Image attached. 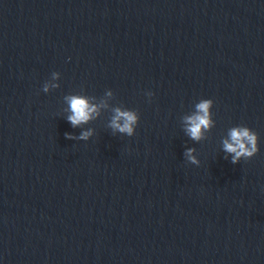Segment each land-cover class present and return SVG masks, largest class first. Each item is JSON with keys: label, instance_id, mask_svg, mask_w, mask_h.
<instances>
[{"label": "water", "instance_id": "obj_1", "mask_svg": "<svg viewBox=\"0 0 264 264\" xmlns=\"http://www.w3.org/2000/svg\"><path fill=\"white\" fill-rule=\"evenodd\" d=\"M73 94L107 107L73 128ZM240 125L259 152L232 164ZM0 264H264V0H0Z\"/></svg>", "mask_w": 264, "mask_h": 264}, {"label": "clouds", "instance_id": "obj_2", "mask_svg": "<svg viewBox=\"0 0 264 264\" xmlns=\"http://www.w3.org/2000/svg\"><path fill=\"white\" fill-rule=\"evenodd\" d=\"M59 79L60 73L53 72L51 79L43 84V92L48 93L50 90L60 87L56 82ZM106 95L111 97L113 92L108 90ZM145 95L151 99L154 93L148 91ZM91 99L93 98L75 94L64 96V101L68 105L67 110L70 113L67 120L73 128L88 124L100 115L101 107H107V104L103 102L100 105L90 103ZM213 103L212 99H200L199 102L195 103L194 111L182 117L184 132L192 141L198 143L205 139V133L215 126V121L212 118ZM112 111L113 115L108 127L112 129L113 134L120 133L128 137L133 136L139 122L138 113L119 107ZM93 135L94 129L92 128L81 131L79 136L65 133L67 139L80 141H88ZM222 151L226 154L225 159L231 158L232 164H237L242 159L249 160L259 152V136L254 130L244 125L231 127L228 131V138L222 140ZM184 159L192 165H200L194 147L185 148Z\"/></svg>", "mask_w": 264, "mask_h": 264}]
</instances>
